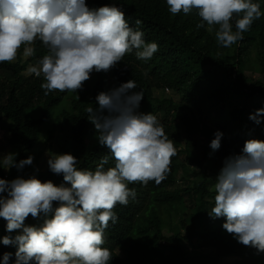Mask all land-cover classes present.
Instances as JSON below:
<instances>
[{
  "label": "clouds",
  "instance_id": "obj_1",
  "mask_svg": "<svg viewBox=\"0 0 264 264\" xmlns=\"http://www.w3.org/2000/svg\"><path fill=\"white\" fill-rule=\"evenodd\" d=\"M172 15L196 12L198 28H216L217 42L231 47L241 41L255 20L264 16L259 0H166ZM142 24L140 19L135 25ZM41 41L47 54L26 74L43 76L41 88L73 92L82 89L93 72H108L135 52L137 59L150 60L158 51L156 42H146L144 32L130 26L123 6L116 3L90 8L87 0H0V63L34 55L32 45ZM134 79L96 96L99 107L86 109L98 132L100 145L115 161L106 168L109 155L95 170L82 169L72 153H49V170L63 175L65 183L41 181L37 175L0 178V218L6 231L19 234L0 238L5 252L0 264H111L113 255L103 247L109 222L118 221L113 209L127 206L136 192L129 184L150 181L160 184L176 155L173 140L157 116L140 112L144 98ZM264 108L250 114L260 124ZM223 132L210 142L221 148ZM18 153L0 156V167L22 172L33 165L29 155L17 162ZM38 171V170H37ZM70 185V186H69ZM213 218H225L222 227L245 246L264 253V140L249 139L240 154L226 157L216 178ZM55 202V203H54ZM45 217L40 226L25 224L30 215Z\"/></svg>",
  "mask_w": 264,
  "mask_h": 264
},
{
  "label": "trees",
  "instance_id": "obj_2",
  "mask_svg": "<svg viewBox=\"0 0 264 264\" xmlns=\"http://www.w3.org/2000/svg\"><path fill=\"white\" fill-rule=\"evenodd\" d=\"M112 2L123 6L130 26L143 31L146 42L159 45L147 61L137 59L135 52L126 54L114 67L112 78L118 86L131 79L137 82V90L142 89L145 95L139 111L157 116L173 140L176 155L171 158L166 179L160 184H129L136 192L135 199L113 209L118 221L109 222L103 245L113 255L111 264H222L229 259L235 260L229 264H264V253L238 243L223 229L225 218L209 215L224 159L240 154L249 139L264 140V118L260 124L249 119L250 114L264 108V16L253 22L241 41L225 48L217 42L215 27L212 31L206 24L198 28L201 18L195 11L172 15L166 0H87L90 8ZM259 2L264 10V0ZM136 19L142 24L136 26ZM33 48L29 62L0 63V130L5 120L12 123L10 145L19 154L17 162L35 150L43 126L54 118L53 128L64 136L61 153H72L80 168L90 170L109 155L105 167H113L110 150L100 145L86 111L88 107H99L96 96L100 92L111 90L106 76L93 72L78 90L71 109L54 117V111L72 92L57 90L45 95L41 88L43 76L26 74L29 65L47 54L39 40ZM249 74H258L259 78ZM162 90H172L179 101L156 97V91ZM210 127L214 134L223 132L221 148L215 152L209 148L200 157L194 151L195 135ZM52 131L49 142L53 140ZM192 166L198 172L191 170ZM41 168L30 165L18 172L15 167H0V178L12 180L35 174L41 181L65 183L62 174ZM190 175L193 180L188 183ZM174 217L175 226H170ZM44 219L43 214L37 218L30 215L25 224L40 226ZM4 222L0 218V238L19 234L16 230L8 233ZM16 250L0 243V261L5 252H12L14 261Z\"/></svg>",
  "mask_w": 264,
  "mask_h": 264
},
{
  "label": "rangeland",
  "instance_id": "obj_3",
  "mask_svg": "<svg viewBox=\"0 0 264 264\" xmlns=\"http://www.w3.org/2000/svg\"><path fill=\"white\" fill-rule=\"evenodd\" d=\"M33 47V45H32ZM252 61H253V67H255L256 62H255V57L254 55L251 56ZM32 56L26 57L23 55V47L19 50L17 59L12 61V63H17L20 60L25 62H29L31 60ZM31 65H35L32 63ZM114 67L108 71V72H103L101 71V74H104L107 79V84L110 89L114 87H118V84L116 81L112 78V72H113ZM34 74L28 75L32 76ZM250 76L254 77L255 79L259 78L258 74H249ZM2 80V76L0 73V81ZM93 80V78H92ZM156 97L165 99V100H174L176 102L179 101L178 95L175 94L172 90H162V91H156L155 93ZM78 96V90L77 93H70L63 101V103L54 111V117H56L58 114L62 113L64 110H70L72 102L77 99ZM54 118H52L49 122H47L43 128H42V133H41V141L39 144L35 147V150L30 154L35 157L33 167H42L41 170H46L48 168V159H49V153H61L60 148L61 145L64 141V136L60 134L57 130H55L54 127ZM12 125V123L8 120H5V122L2 125V128L0 130V138H1V153L2 155L8 154V153H15L14 150L12 149L10 145V132H9V127ZM210 130H204L201 133H198L195 135V139L197 142V145L194 146V151L197 155L202 157V154L205 153L206 151H210V138H212V134H214V130L212 127L209 128ZM54 130V131H52ZM53 132V140L51 142L48 141L49 139V132ZM191 170H194L195 172H198V169L195 168L194 166L191 167ZM193 178L192 175H190L188 179V183L192 182ZM177 217H174V221L170 220L171 224L170 226H175L174 222H176ZM7 221L4 222V226L6 227ZM18 233H20L22 230H16ZM264 260V257H263ZM234 259H229L224 261L222 264H229V263H234Z\"/></svg>",
  "mask_w": 264,
  "mask_h": 264
}]
</instances>
